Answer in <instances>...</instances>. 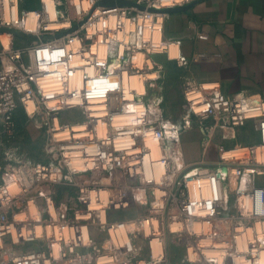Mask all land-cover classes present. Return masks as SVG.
<instances>
[{"label":"built area","instance_id":"built-area-1","mask_svg":"<svg viewBox=\"0 0 264 264\" xmlns=\"http://www.w3.org/2000/svg\"><path fill=\"white\" fill-rule=\"evenodd\" d=\"M100 1L0 0V125L11 131L23 108L45 129L44 157L3 145L0 264H172L173 244L185 264H264V96L190 78L174 118L161 94L125 79L162 70L156 53L189 69L182 40L163 35V10L193 0ZM75 110L81 120L61 118ZM247 123L259 141L228 145ZM194 127L200 154L189 162L183 135ZM148 137L163 171L146 163ZM130 202L145 208L138 219L110 213Z\"/></svg>","mask_w":264,"mask_h":264},{"label":"crops","instance_id":"crops-1","mask_svg":"<svg viewBox=\"0 0 264 264\" xmlns=\"http://www.w3.org/2000/svg\"><path fill=\"white\" fill-rule=\"evenodd\" d=\"M164 36L182 40L180 51L190 60L183 69L190 78L217 81L226 93L264 96V0H193L188 9L167 15ZM184 136L186 160H198L201 129Z\"/></svg>","mask_w":264,"mask_h":264},{"label":"rangeland","instance_id":"rangeland-1","mask_svg":"<svg viewBox=\"0 0 264 264\" xmlns=\"http://www.w3.org/2000/svg\"><path fill=\"white\" fill-rule=\"evenodd\" d=\"M28 4L26 6L37 7L38 0H26ZM164 35V34H163ZM26 35L17 36L16 42L17 45H21L23 38ZM22 38V42H21ZM155 61L160 62L164 65L162 70L154 68L152 70H147L148 72L158 71L159 76L149 82L150 86L147 85V88H150L151 91H155L162 95V97L169 103V111L174 118H179L180 115V103L182 101V90L184 82L190 79V76L185 73L184 69L179 66L174 60H169L166 53H156L152 55ZM147 71L143 72L146 73ZM158 75V74H157ZM61 118L68 120H81L82 114L77 113V111H65L61 114ZM32 120L29 119L27 113L23 108H20L15 113L14 125L11 131L6 130L5 127L0 125V166H2L5 161L3 159L2 148L3 145H19L22 148V151L26 152L32 157H44L43 146L45 141V129H38L34 127ZM219 133V132H218ZM217 133V134H218ZM193 139V138H191ZM260 134L256 131L250 123H247L245 126L240 127L238 130V138L236 140L230 141L228 145H232L235 142H253L259 141ZM216 141H219V136L217 135L214 139L213 144L211 145L208 157L212 158L215 154V144ZM184 145L186 144L185 136L183 135ZM191 144L190 146L193 147ZM200 147V145H199ZM189 148V147H188ZM192 151V154H198V151L194 152L192 148L189 149ZM188 150V151H189ZM200 154V153H199ZM198 154V155H199ZM216 157V155H214ZM144 209L141 206L135 205L133 202H130L128 206L122 208L119 212L112 209L111 214H114L115 217H122L126 221H132L138 219V215L144 213ZM157 241V240H156ZM158 242V241H157ZM160 246V243H158ZM159 246L155 245V249H158ZM142 249L146 251L148 249L146 244H143ZM184 247L182 244L172 245V263L175 264L179 260V264H185L181 262L180 254L182 255Z\"/></svg>","mask_w":264,"mask_h":264},{"label":"bare ground","instance_id":"bare-ground-1","mask_svg":"<svg viewBox=\"0 0 264 264\" xmlns=\"http://www.w3.org/2000/svg\"><path fill=\"white\" fill-rule=\"evenodd\" d=\"M175 1H178L181 3L184 0H175ZM2 37L6 40L5 35H3ZM160 37H161V32H158L156 35V39H159ZM178 53H179L178 46H176L174 44L171 45L170 49H169V54L172 57H174V56H177ZM141 57L142 56H140V58ZM152 60H153V58H152ZM158 76H159L158 71H154V72H148L147 71L146 73L142 72V73L137 74V75L132 76V77L127 76V79H125V80L127 81V83H129L133 87L137 88L139 91H144L147 88V84H148L149 80L156 79ZM147 143H148V146L151 150H149L147 156L145 157L146 163H148V159L151 163H152V160L154 159L155 160L154 165L157 168V170L163 171V168L165 166H162L163 165L162 159L165 157V153L163 152V147H162L161 143L159 142V140H157L153 137H148ZM200 178L205 179L206 177L204 176V177H200ZM211 192H212V188H211L209 182H207L205 187H204L203 193L209 195V194H211ZM193 194L196 196L198 195V191L196 188L193 189ZM119 232L121 235H125L124 228H120ZM158 243L159 242H157L155 240V245L159 246Z\"/></svg>","mask_w":264,"mask_h":264},{"label":"water","instance_id":"water-1","mask_svg":"<svg viewBox=\"0 0 264 264\" xmlns=\"http://www.w3.org/2000/svg\"><path fill=\"white\" fill-rule=\"evenodd\" d=\"M192 2L193 1H191L190 3H187L185 5H179V6H175V7H169V8L164 9L163 11L164 12H167V13H173V12L183 11V10H186L189 7H191ZM100 3H103V4H111V5H115V4H118V5H135V6H138L140 8H144L145 7L144 5L138 4V3L134 2V1H131V0H102V1H100ZM194 171H196V170H194Z\"/></svg>","mask_w":264,"mask_h":264},{"label":"trees","instance_id":"trees-1","mask_svg":"<svg viewBox=\"0 0 264 264\" xmlns=\"http://www.w3.org/2000/svg\"><path fill=\"white\" fill-rule=\"evenodd\" d=\"M34 7V6H33Z\"/></svg>","mask_w":264,"mask_h":264}]
</instances>
